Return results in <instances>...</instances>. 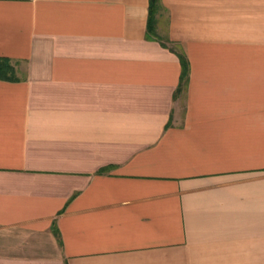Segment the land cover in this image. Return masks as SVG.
<instances>
[{"label":"crops","instance_id":"obj_1","mask_svg":"<svg viewBox=\"0 0 264 264\" xmlns=\"http://www.w3.org/2000/svg\"><path fill=\"white\" fill-rule=\"evenodd\" d=\"M161 3L0 0V264H264V0Z\"/></svg>","mask_w":264,"mask_h":264},{"label":"trees","instance_id":"obj_2","mask_svg":"<svg viewBox=\"0 0 264 264\" xmlns=\"http://www.w3.org/2000/svg\"><path fill=\"white\" fill-rule=\"evenodd\" d=\"M163 9L161 0H149V21H148V38L158 37L157 21L158 14ZM169 42L170 40L167 39ZM175 51V49H173ZM181 62V81L177 89V96L183 94L189 82L190 62L183 51H176ZM0 79L7 81H17V68L15 63L8 57H0Z\"/></svg>","mask_w":264,"mask_h":264},{"label":"rangeland","instance_id":"obj_3","mask_svg":"<svg viewBox=\"0 0 264 264\" xmlns=\"http://www.w3.org/2000/svg\"><path fill=\"white\" fill-rule=\"evenodd\" d=\"M164 36V35H163Z\"/></svg>","mask_w":264,"mask_h":264}]
</instances>
